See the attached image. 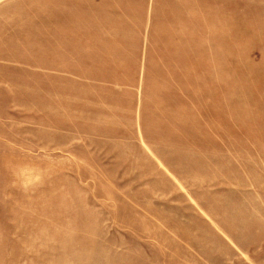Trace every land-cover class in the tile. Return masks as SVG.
Returning a JSON list of instances; mask_svg holds the SVG:
<instances>
[{"label":"rangeland","instance_id":"obj_1","mask_svg":"<svg viewBox=\"0 0 264 264\" xmlns=\"http://www.w3.org/2000/svg\"><path fill=\"white\" fill-rule=\"evenodd\" d=\"M0 264H264V0H0Z\"/></svg>","mask_w":264,"mask_h":264}]
</instances>
